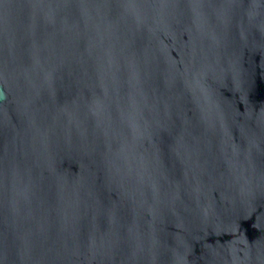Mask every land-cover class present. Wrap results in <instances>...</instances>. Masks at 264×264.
Wrapping results in <instances>:
<instances>
[{
	"label": "water",
	"instance_id": "water-1",
	"mask_svg": "<svg viewBox=\"0 0 264 264\" xmlns=\"http://www.w3.org/2000/svg\"><path fill=\"white\" fill-rule=\"evenodd\" d=\"M0 264H264V0H0Z\"/></svg>",
	"mask_w": 264,
	"mask_h": 264
}]
</instances>
